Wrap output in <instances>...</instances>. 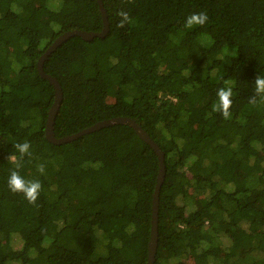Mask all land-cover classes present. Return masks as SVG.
<instances>
[{
	"label": "trees",
	"instance_id": "1",
	"mask_svg": "<svg viewBox=\"0 0 264 264\" xmlns=\"http://www.w3.org/2000/svg\"><path fill=\"white\" fill-rule=\"evenodd\" d=\"M102 2L107 35L71 36L44 63L63 91L56 136L127 116L160 146L155 264H264V0ZM103 26L98 0H0V264H148L154 148L126 124L46 138L56 91L42 55ZM222 87L228 119L214 110ZM13 170L41 182L35 203L11 199Z\"/></svg>",
	"mask_w": 264,
	"mask_h": 264
},
{
	"label": "water",
	"instance_id": "2",
	"mask_svg": "<svg viewBox=\"0 0 264 264\" xmlns=\"http://www.w3.org/2000/svg\"><path fill=\"white\" fill-rule=\"evenodd\" d=\"M100 9L103 15L104 19V26L102 28V31L99 32H93V31H81V30H75V31H69L64 33L63 35H60L52 44L49 46V48L46 50V52L42 55L39 64H38V71L40 75L43 78L48 79L55 87L56 91V97L55 102L49 112V118L47 123V129H46V138L54 143V144H64L67 142H70L72 140H75L79 138L80 136L90 133L95 130H99L103 127H107L110 125L115 124H126L131 127H133L138 135L145 140L150 146L154 148L156 151L159 160H160V172L158 175L154 197H153V204H152V226H151V236L149 241V249H148V264H155L156 256H157V250H158V240H159V216H160V202H159V195L161 191V187L165 181V175H166V169H165V154L160 148V146L156 143L154 139L151 138V136L137 123L136 120H134L131 117H125V116H119L114 117L110 119H105L102 121L97 122L96 124L80 131L72 135L64 136V137H57L54 131V124L55 119L57 116V113L59 111V108L63 101V91L62 87L59 83V81L47 74L44 70V63L49 58V56L59 47L61 46L66 40H68L71 36H82L86 40H92L95 37H105L109 31V22L107 18V13L104 8L102 0H98Z\"/></svg>",
	"mask_w": 264,
	"mask_h": 264
},
{
	"label": "clouds",
	"instance_id": "3",
	"mask_svg": "<svg viewBox=\"0 0 264 264\" xmlns=\"http://www.w3.org/2000/svg\"><path fill=\"white\" fill-rule=\"evenodd\" d=\"M119 15L122 17L121 25L129 21V16L127 12L121 11ZM208 21L207 13H195L188 17L186 21V26L193 27L196 25H204ZM49 48V47H48ZM255 91L257 95L264 96V75L257 76L255 80ZM233 90L231 87H222L217 91V103L214 105V110L220 112L225 119L231 117L232 113L230 111L233 104L232 100ZM255 103V98L252 100ZM15 149L19 154L25 155L30 151V143H17L15 144ZM10 159L15 161L16 155L11 154ZM40 173H44L45 169L43 165L38 168ZM7 186L13 193H22L25 200L29 203H35L41 194L42 185L38 179L26 180L18 171L13 170L7 177Z\"/></svg>",
	"mask_w": 264,
	"mask_h": 264
},
{
	"label": "rangeland",
	"instance_id": "4",
	"mask_svg": "<svg viewBox=\"0 0 264 264\" xmlns=\"http://www.w3.org/2000/svg\"><path fill=\"white\" fill-rule=\"evenodd\" d=\"M19 194H20V193H12V195H11L10 197H11L12 200L17 201V199L20 198V197H19ZM17 246H18V245H17Z\"/></svg>",
	"mask_w": 264,
	"mask_h": 264
}]
</instances>
